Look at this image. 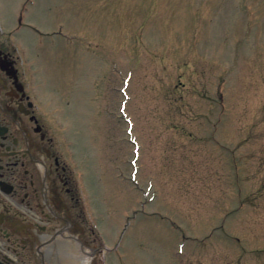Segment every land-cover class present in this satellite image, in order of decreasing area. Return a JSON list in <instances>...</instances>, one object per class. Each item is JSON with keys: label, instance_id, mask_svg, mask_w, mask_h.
<instances>
[{"label": "rangeland", "instance_id": "obj_1", "mask_svg": "<svg viewBox=\"0 0 264 264\" xmlns=\"http://www.w3.org/2000/svg\"><path fill=\"white\" fill-rule=\"evenodd\" d=\"M26 2L83 160L67 263L264 264V0H0L4 32Z\"/></svg>", "mask_w": 264, "mask_h": 264}, {"label": "flooded vegetation", "instance_id": "obj_2", "mask_svg": "<svg viewBox=\"0 0 264 264\" xmlns=\"http://www.w3.org/2000/svg\"><path fill=\"white\" fill-rule=\"evenodd\" d=\"M2 22L0 264H64L69 240L84 235L83 160L62 96L45 91L16 27Z\"/></svg>", "mask_w": 264, "mask_h": 264}, {"label": "bare ground", "instance_id": "obj_3", "mask_svg": "<svg viewBox=\"0 0 264 264\" xmlns=\"http://www.w3.org/2000/svg\"><path fill=\"white\" fill-rule=\"evenodd\" d=\"M84 252L85 253L82 252V254H71L72 256L75 255V257L70 263H67L66 257L64 258L63 262H65L66 264H90V255L86 252V250Z\"/></svg>", "mask_w": 264, "mask_h": 264}]
</instances>
